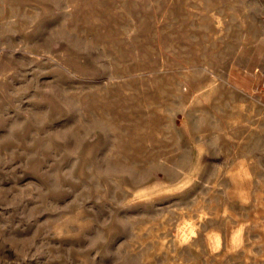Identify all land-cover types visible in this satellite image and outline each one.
Returning a JSON list of instances; mask_svg holds the SVG:
<instances>
[{
    "label": "rangeland",
    "instance_id": "obj_1",
    "mask_svg": "<svg viewBox=\"0 0 264 264\" xmlns=\"http://www.w3.org/2000/svg\"><path fill=\"white\" fill-rule=\"evenodd\" d=\"M0 264H264V0H0Z\"/></svg>",
    "mask_w": 264,
    "mask_h": 264
}]
</instances>
